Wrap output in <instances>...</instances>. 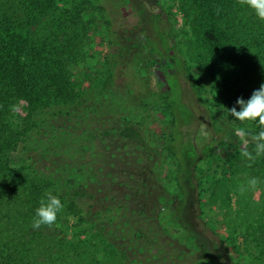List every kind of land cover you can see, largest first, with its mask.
I'll return each instance as SVG.
<instances>
[{
  "label": "trees",
  "instance_id": "obj_1",
  "mask_svg": "<svg viewBox=\"0 0 264 264\" xmlns=\"http://www.w3.org/2000/svg\"><path fill=\"white\" fill-rule=\"evenodd\" d=\"M181 1L199 45L208 46L214 63L230 75V85L222 78L214 99L231 107L237 97L248 99L264 83V22L239 0ZM159 4L0 0V264H44L54 247L63 257L69 251L79 256L90 241L82 236L93 234L112 264H144L137 245L146 250L156 239L143 234L125 241L109 229L121 211L117 196L140 182L102 185L95 147L99 137L117 136L114 119L165 137L162 117L169 127L165 147L177 163L178 199L170 220L184 231L185 243L200 264H237L232 249L245 250L249 264H264V221H241L226 236L202 215L197 164L222 149L227 132L216 126L188 71L192 43L180 44L177 23ZM89 10L101 16L106 50L87 81L77 83L74 71L94 44L92 21L84 16ZM163 60L168 65L159 77ZM19 101L25 103L22 115L15 112ZM244 129L253 137L260 131L251 122ZM256 158L264 168V154ZM221 163L237 165L234 159ZM46 192L58 195L64 207L54 224L33 229Z\"/></svg>",
  "mask_w": 264,
  "mask_h": 264
},
{
  "label": "rangeland",
  "instance_id": "obj_2",
  "mask_svg": "<svg viewBox=\"0 0 264 264\" xmlns=\"http://www.w3.org/2000/svg\"><path fill=\"white\" fill-rule=\"evenodd\" d=\"M158 1L167 11L171 22L177 23L180 44L186 39L192 43V60L189 59L191 64L188 71L201 98L211 108L216 126L227 132V142L222 149L210 158L200 161L196 168L202 215L211 222L214 231L227 236L233 231V225L236 227L241 221H264V168L256 157L249 159L243 154L245 151L253 153L256 139L246 133L247 144H244L236 135L235 129L248 127L249 122L235 120L228 110L232 108L229 103L222 104L214 99L220 80L226 79L229 86L230 75L223 66L220 68L214 63V53L208 46L199 45L200 41L193 34L181 8L182 1ZM90 2L95 5L96 0ZM84 16L92 21L94 44L86 63L74 71L77 83L87 81V76L102 63L106 50L102 39L100 14L89 10ZM195 46L198 48L195 49ZM166 65L168 64L165 60L157 64L159 77L161 69ZM24 106L23 101L17 102L15 112L22 115ZM163 123L167 125L168 136L169 127L165 117H162ZM111 127L118 132L117 136L104 135L96 140L95 167L98 169L100 183L106 187L117 184L113 187L117 189L126 181L135 184L140 182V185L134 189L120 190L121 193L116 198V203L121 207L120 215L109 229L118 237L125 238V241L143 234L155 238L157 243L146 250H142L141 243L137 245L141 252L138 257L144 264H200L192 247L184 241V231L170 220L172 208L178 199V190L175 185L177 163L165 147L167 136H158L149 129L126 120L114 119ZM126 130L129 131L125 132ZM122 132L124 133L121 134ZM228 159H234L237 165L229 167L221 163ZM241 159L243 162L238 164ZM215 175L217 176L213 179ZM71 220L75 221L74 218ZM68 234L72 241L78 240L73 229L69 228ZM93 236H82V239L88 237L90 241L80 248L79 256L69 251L68 257H63L54 247L47 251L44 264H112ZM126 246L132 248L130 244ZM231 253L237 264H249L245 250L232 249Z\"/></svg>",
  "mask_w": 264,
  "mask_h": 264
},
{
  "label": "clouds",
  "instance_id": "obj_3",
  "mask_svg": "<svg viewBox=\"0 0 264 264\" xmlns=\"http://www.w3.org/2000/svg\"><path fill=\"white\" fill-rule=\"evenodd\" d=\"M242 7L251 9L254 16L264 22V0H239ZM237 106L239 110H237ZM235 120L240 122L255 123L260 131L256 135L255 156L253 153L245 151L243 154L249 159H254L264 154V83L258 89H254L248 99L237 97L235 106L228 109ZM236 135L247 144L246 132L242 127H236ZM255 183V181H253ZM64 204L58 195L46 192L39 201L32 217V228L38 229L42 225L51 226L57 220V215L62 211Z\"/></svg>",
  "mask_w": 264,
  "mask_h": 264
}]
</instances>
